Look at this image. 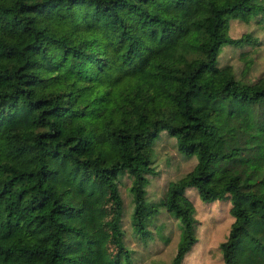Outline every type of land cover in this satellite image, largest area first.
<instances>
[{
  "label": "trees",
  "instance_id": "16d2710c",
  "mask_svg": "<svg viewBox=\"0 0 264 264\" xmlns=\"http://www.w3.org/2000/svg\"><path fill=\"white\" fill-rule=\"evenodd\" d=\"M80 3L114 20L125 50L135 41L153 55L138 68L112 65L99 29L69 41ZM263 11L264 0H0V264H90L87 251L133 264L120 227L122 172L134 236L149 235L158 204L177 220L162 264H180L197 239L186 188L229 203L221 264H264V75L245 81L217 63L223 44L255 41L230 36L229 19ZM162 132L196 158L147 201Z\"/></svg>",
  "mask_w": 264,
  "mask_h": 264
},
{
  "label": "rangeland",
  "instance_id": "374dc122",
  "mask_svg": "<svg viewBox=\"0 0 264 264\" xmlns=\"http://www.w3.org/2000/svg\"><path fill=\"white\" fill-rule=\"evenodd\" d=\"M117 11L127 17L134 12L126 5L119 4ZM264 11L254 14L247 22L237 18L229 19L228 34L238 36L243 32L255 41L241 45L223 44L217 55V63H230L235 75L242 80H252L264 75ZM94 29L102 31L106 39L108 61L112 65H124L132 68L141 67L153 55V49L142 43L132 42L125 50V37L111 17L91 16L88 6L80 3L71 8V26L67 32L69 41H77L87 37ZM161 132V131H160ZM152 166L154 173L147 174L144 197L147 201H159L165 183L176 178L188 169L195 155L185 156L176 149L174 139L166 133L158 135L153 143ZM130 175L126 172L118 174V190L123 201V212L120 227L125 243L132 249L130 262L133 264L165 263L173 253L178 237L177 220L169 214L161 204L156 212L146 219L149 235L140 241L131 232L130 211L132 209L131 193L128 189ZM185 194L194 205L196 241L185 252L180 264H221L218 241L225 237L231 216L228 214L229 203L221 199L206 201L196 195L193 188H186ZM83 262L102 264L100 255L93 251L81 255Z\"/></svg>",
  "mask_w": 264,
  "mask_h": 264
}]
</instances>
